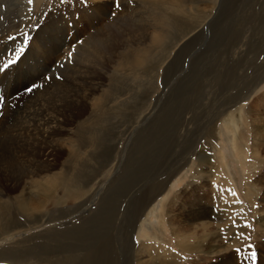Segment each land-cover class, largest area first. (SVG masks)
<instances>
[{
  "label": "rangeland",
  "instance_id": "374dc122",
  "mask_svg": "<svg viewBox=\"0 0 264 264\" xmlns=\"http://www.w3.org/2000/svg\"><path fill=\"white\" fill-rule=\"evenodd\" d=\"M178 3L0 0V264H264V0Z\"/></svg>",
  "mask_w": 264,
  "mask_h": 264
},
{
  "label": "bare ground",
  "instance_id": "6f19581e",
  "mask_svg": "<svg viewBox=\"0 0 264 264\" xmlns=\"http://www.w3.org/2000/svg\"><path fill=\"white\" fill-rule=\"evenodd\" d=\"M90 1H93V2H96V5H100L99 3H103V7L101 8V10H103L104 8H105V0H90ZM165 1V3L167 2V5L169 6V7H174V12L176 13V15L175 16H177L178 17V15L179 14H181L179 11H182L181 10V8H182V6H180V4L178 3L179 2V0H164ZM189 3H190V1H188ZM163 4V3H162ZM191 4V3H190ZM189 4V5H190ZM193 4V3H192ZM164 5V4H163ZM194 5V4H193ZM99 7L100 6H96V8L97 9H99ZM167 7V6H166ZM193 8H195V7H193ZM195 9H197V7L195 8ZM162 10V9H161ZM179 10V11H178ZM163 12V11H162ZM173 12V11H172ZM163 14V13H162ZM182 17V16H181ZM178 21H180V24L182 25V24H185V25H192L193 23H194V21H192V20H187V19H180V20H178ZM179 24V25H180ZM158 30H162V29H158ZM175 31V30H174ZM163 31H161V33H162ZM160 33V34H161ZM164 33V32H163ZM162 33V34H163ZM164 35V34H163ZM181 39V38H180ZM155 40H157V39H155V38H153V41H155ZM160 41V40H159ZM180 41V40H179ZM160 44V43H159ZM43 56H44V52H43V54H42ZM139 61V58L136 60V62H138ZM258 84V83H257ZM255 87V86H254ZM237 97V96H236ZM235 97V98H236ZM234 98V99H235ZM261 98V97H260ZM229 99H231V98H229ZM238 100V99H237ZM246 100H247V98L245 97V96H242L238 101H235L232 105H233V107L234 106H236V105H239V104H241V103H244V102H246ZM76 101V100H75ZM71 102V101H70ZM79 101L77 100L75 103H78ZM258 102V101H257ZM71 103H73V102H71ZM228 105V104H227ZM231 105V106H232ZM262 106H264V94H262ZM248 107V106H247ZM252 107H254V106H252ZM70 108V104H68L67 105V107H66V109H69ZM242 110V107H240L239 109H238V112H239V114H240V111ZM65 113V112H64ZM221 113V112H220ZM258 113V112H257ZM222 114V113H221ZM205 116V115H204ZM225 116H227V115H225ZM252 116V115H251ZM262 116V123H263V125H262V136L264 137V114H262L261 115ZM215 117V116H214ZM219 118H220V116L218 115V117L217 118H215L216 120H219ZM222 118V117H221ZM232 118V117H231ZM237 118V117H236ZM234 119V118H233ZM237 120V119H236ZM253 120H255V119H253ZM54 121H55V119L51 116V114H47V118L45 119V120H43V121H41L42 123L39 125V129H40V131L38 132V131H36L37 132V135H39V136H44V134H46V138H44V139H46V140H50V138H49V136L51 135V134H54L53 133V131L55 130V126L53 125L54 124ZM238 121V120H237ZM53 122V123H52ZM221 122V121H220ZM228 122V121H227ZM240 122V121H239ZM221 124V123H220ZM258 124V123H257ZM29 125V124H28ZM236 125V124H235ZM235 125H233L232 123H225L224 124V127L227 129V131H228V133L229 132H234V134H233V136H235V134H236V127H235ZM220 126H222V125H220ZM259 127V126H258ZM189 130V129H188ZM217 130V129H216ZM256 130H258V128L256 127ZM27 132V131H26ZM25 132V133H26ZM259 132H260V130H259ZM181 136V135H180ZM259 136V135H258ZM184 137V136H183ZM184 140V139H183ZM232 141V140H231ZM180 142V141H179ZM175 143V142H174ZM264 143V142H263ZM47 144H50L51 146L52 145H54V143L53 142H48V143H41V142H37V141H35L33 144H32V154H33V159L34 160H31V168L34 170V173H33V175L34 176H39V172L41 173L42 171H43V169H42V165L41 164H43V162H39L38 161V159H37V157H36V152H39L40 151V149H41V145L43 146V145H46V147L48 146ZM178 144V143H177ZM185 144V143H184ZM193 144V143H192ZM191 145V144H190ZM176 147V146H175ZM184 147H186V146H184ZM171 148H172V146H171ZM174 148V147H173ZM188 150V149H187ZM2 155H4L3 153H2ZM180 160V159H179ZM13 162H11V161H6L5 162V160H4V158H1L0 159V177L1 178H5V177H7L8 176V174H9V171H8V166H7V164L8 165H11L12 167H13V165L14 164H18V162L17 161H14V160H12ZM185 161V160H184ZM12 163H13V165H12ZM180 163V162H179ZM15 166V165H14ZM11 167V168H12ZM45 167V166H44ZM173 167H174V165H173ZM49 168V167H48ZM47 169V168H46ZM11 170H13V169H11ZM48 170V169H47ZM170 170V169H169ZM171 171V170H170ZM51 172V171H50ZM49 173V172H48ZM159 173V172H158ZM165 174H166V172H164ZM175 174V173H174ZM172 174H170V176H171ZM152 179V178H151ZM46 180V179H45ZM162 180V179H161ZM173 180V179H172ZM52 181H53V179H52ZM152 181V180H151ZM167 181V180H166ZM45 182V181H44ZM48 182V181H47ZM162 183V182H161ZM160 183V184H161ZM48 184V183H47ZM55 184V183H54ZM51 185V183L49 184V185H44L43 187L45 188V189H47V192H49L50 191V188H47V187H49ZM157 186H158V184H157ZM258 186V185H257ZM155 187H156V185H155ZM154 187V188H155ZM246 187V186H245ZM260 187V186H259ZM263 187V186H262ZM161 188V187H160ZM254 188H256V187H254ZM156 191H157V189H156ZM161 191V190H160ZM159 191V192H160ZM258 191H260L259 190V188H258ZM221 194V193H220ZM155 196H156V193H155V189H153V188H151V189H149V191L147 192V193H145L144 195H143V197H142V199L140 200V204H139V208H138V211L136 212V215H135V219L137 218H140L141 216H142V213L147 209V207L152 203V201L154 200V198H155ZM141 197V196H140ZM262 197V196H261ZM42 201V200H41ZM182 201V200H181ZM43 202V201H42ZM41 202V203H42ZM186 205V204H185ZM227 205V204H226ZM180 206V205H179ZM225 206V205H224ZM171 207V206H170ZM170 209V208H169ZM187 209V208H186ZM202 209H204V208H202ZM201 209V207H197L196 208V210L194 211V212H192L191 213V215H190V218H189V216H188V218L184 221V222H182L181 223V225H183V227H185V229H186V232L188 233L187 235H186V238H187V236H189V233L191 232V231H195L196 229H200V230H206V228L207 227H209V225H210V223H209V221H207L206 220V213L207 212H204V210H202ZM148 210V209H147ZM175 210V209H174ZM179 210V209H178ZM228 210V209H227ZM264 210V209H263ZM264 212V211H263ZM146 213V212H145ZM152 214H153V212H149L148 213V216L150 215V216H152ZM171 215H172V213H171ZM188 215V214H187ZM179 216V215H178ZM219 216H220V214H219ZM174 220L172 221V222H176V220H179V219H177V218H173ZM172 220V219H171ZM214 221V220H213ZM178 223V222H177ZM179 224V223H178ZM219 224V223H218ZM136 225V224H135ZM133 227H134V225H133ZM142 226H140L139 228H140V230H142L143 228H141ZM208 230V229H207ZM185 231V230H184ZM177 235L179 234L180 235V233H178V232H176V231H174ZM190 234H192V233H190ZM214 237H216V236H214ZM206 238H207V236H206ZM209 238V237H208ZM211 238V237H210ZM177 239V238H176ZM197 239V238H196ZM195 239V240H196ZM192 240V239H191ZM199 240V239H198ZM197 240V241H198ZM208 240H210V239H208ZM208 240H207V242H208ZM185 241V240H184ZM202 241H204V239L202 240ZM212 241H213V239H212ZM193 242H195V241H193ZM200 242V241H199ZM199 242H195V243H199ZM206 242V241H205ZM204 242V243H205ZM214 242V241H213ZM217 242V241H216ZM203 243V242H202ZM218 243V242H217ZM216 243V244H217ZM185 244V243H184ZM183 244V245H184ZM213 244V243H212ZM199 245V244H198ZM206 245V244H205ZM189 246H192L193 247V245H189ZM200 246V245H199ZM210 248H212V246L209 244L208 245ZM214 246H215V244H214ZM195 247V246H194ZM193 247V248H194ZM201 247H204L202 244H201V246H200V249H201ZM207 247V246H206ZM208 247V248H209ZM219 247H221V246H219ZM228 247V246H227ZM230 247V246H229ZM228 247V248H229ZM183 248H184V246H183ZM182 248V249H183ZM198 248V247H197ZM185 249H187L188 250V248H186V246H185ZM225 249H227V248H225ZM190 250V249H189ZM194 250H195V248H194ZM197 250V249H196ZM208 250H211V249H208ZM215 250H217V249H215ZM223 250V249H222ZM203 251V250H202ZM207 251V250H206ZM227 251V250H226ZM190 252V251H189ZM197 252V251H196ZM199 252V251H198ZM203 252H205V251H203ZM213 252V251H212ZM207 253H211V252H207ZM221 253V252H220ZM18 254V253H17ZM24 254V253H23ZM226 254V253H225ZM14 255H16V254H14ZM53 255V254H52ZM168 255V254H167ZM197 255V254H196ZM204 255V254H203ZM51 256V255H50ZM220 256V255H219ZM13 258V257H12ZM20 258H22V257H20ZM47 258V257H46ZM50 258V257H49ZM169 258V257H168ZM51 259V258H50ZM56 259V258H55ZM65 259V258H64ZM86 259V258H85ZM22 260V259H21ZM24 260V259H23ZM142 260H143V258H142ZM206 260V259H205ZM208 260V259H207ZM206 260V261H207ZM28 261H30V260H28ZM59 261V260H58ZM145 261H147V260H145ZM144 261V262H145ZM175 261V260H174ZM35 262V261H34ZM41 262V261H40ZM83 262V261H82ZM87 262V261H86ZM140 262V261H139ZM142 262V261H141ZM177 262V261H176ZM24 263V262H23ZM43 263V262H42ZM170 263V262H169ZM20 264V263H19ZM35 264H37V263H35ZM50 264V263H49ZM174 264V263H173Z\"/></svg>",
  "mask_w": 264,
  "mask_h": 264
},
{
  "label": "snow or ice",
  "instance_id": "6c2138e0",
  "mask_svg": "<svg viewBox=\"0 0 264 264\" xmlns=\"http://www.w3.org/2000/svg\"><path fill=\"white\" fill-rule=\"evenodd\" d=\"M29 3H32V0H28ZM117 7H119V4L117 3L116 5ZM9 40H14L15 38L13 36H9L8 37ZM28 36L25 35V43L27 44L28 43ZM25 49L23 47H19L15 50L13 56L11 59H8L7 62L3 63L2 67H0V72H3L4 70L8 69L10 66H14L20 59H21V54L24 53ZM72 56V52L70 51L68 53V57L71 58ZM27 91L31 92L32 91V88H28ZM231 195L235 196V193L232 192ZM233 225L235 226V221L233 220ZM245 227H250V225H245ZM223 231V229L221 230ZM238 238H243V239H250L249 236H245L243 233H240ZM249 248L252 247L251 244L248 245ZM237 252H239L240 250L237 249L236 250ZM252 261H253V264H255V260H256V252L255 251H251L249 254H248ZM247 258V257H246Z\"/></svg>",
  "mask_w": 264,
  "mask_h": 264
}]
</instances>
